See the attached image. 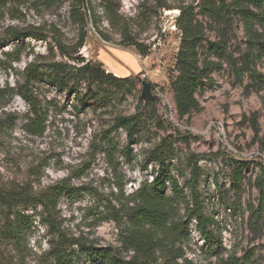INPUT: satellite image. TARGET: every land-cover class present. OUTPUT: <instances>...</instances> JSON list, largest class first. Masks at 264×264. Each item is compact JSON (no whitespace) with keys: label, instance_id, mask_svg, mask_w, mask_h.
Segmentation results:
<instances>
[{"label":"rangeland","instance_id":"374dc122","mask_svg":"<svg viewBox=\"0 0 264 264\" xmlns=\"http://www.w3.org/2000/svg\"><path fill=\"white\" fill-rule=\"evenodd\" d=\"M115 3L120 17L113 26L103 0H84V26L71 18L77 0H0V39L10 28L42 36L0 49V92H6L0 98V187L28 186L38 194L65 183L72 192L59 202L61 229L96 247H120L133 193L162 175L149 156L165 140L172 149L164 173L184 186L191 177L190 163L197 161L204 211L215 221L210 243L191 221V239L183 246L186 257L194 264H216L236 254L264 264V193L256 186L264 171V24L255 17L260 11L237 0ZM181 8L195 13L205 71L195 93L197 106L185 115L179 113L172 91L182 42L177 26ZM91 11L109 41L97 33ZM82 26L87 38L78 55L117 78H130L135 89L95 84V98L82 106L74 95L47 86L40 76L31 90L45 130L35 134L28 121V116L35 118L29 114L31 107L7 89L24 83L31 63L39 64L40 72L53 60L78 66L60 55L53 33L59 30L66 45L73 46ZM122 31L147 46L148 56L121 45ZM16 51L10 59L5 56ZM247 54L252 58L249 66ZM143 81L152 84L155 99L142 97ZM85 89L82 85L80 93ZM130 116L140 120L132 139L124 128H116L118 118ZM241 163L248 166L244 169ZM187 208L181 203L179 216L189 219ZM21 212L31 225L16 238L8 235L0 208V264H54L49 254L54 236L41 222V208ZM112 213H119L123 222L113 220Z\"/></svg>","mask_w":264,"mask_h":264},{"label":"trees","instance_id":"16d2710c","mask_svg":"<svg viewBox=\"0 0 264 264\" xmlns=\"http://www.w3.org/2000/svg\"><path fill=\"white\" fill-rule=\"evenodd\" d=\"M87 1L89 2V0ZM237 1L239 5L247 3L257 8L260 12L255 17L264 24V0ZM77 3L79 7H73L71 18L85 26L86 16L80 8L84 4V0H77ZM103 3L105 12L114 26L120 17L119 5L115 3V0H103ZM241 10L244 11V9ZM89 16L97 33L102 39L109 41L97 27L96 13L91 11ZM177 26L182 33V42L176 64L178 76L172 83V91L179 113L185 115L197 106L195 93L204 78L205 71L200 66L198 48L202 40L198 24L195 21V13L191 8H181ZM120 34L121 45L135 47L143 57L148 56L147 46L126 32L122 31ZM41 37V35L30 31L10 28L7 30L6 36L0 39V49L26 38L40 40ZM86 38L85 27L82 26L77 43L69 46L64 42L61 32L55 29L53 33L55 48L61 56L77 62L78 66L53 60L44 65V71L40 72L41 66L31 63L25 70L24 83H19L14 90L7 89L19 95L31 107L29 114L35 118L28 116V121L35 134H42L45 130L44 123L38 121L41 113L31 90V86L40 76L43 77L47 86L74 95L82 106H85L88 100L95 98L92 89L95 84L108 85L119 91L126 88L135 89V83L130 78H117L112 73H106L100 65L86 62L85 58L78 55L80 49L85 46ZM51 50H53L52 47ZM15 54H19V52L5 53V56L10 59ZM260 55L264 56V48ZM251 59L247 54L245 57L246 66L250 65ZM19 60V56L14 59V61ZM82 85H85L86 88L84 94L80 93ZM3 92H0V98H4L6 92ZM139 126L138 116L120 117L116 123V128H124L130 139L137 134ZM170 149H172V145L163 140L150 152V161L159 165V172L162 175L156 177L151 183H143L133 193L131 200L134 205L124 215L127 221L122 228L120 247H96L88 244L82 237L67 235L61 229L58 223L59 202L62 196L72 192V188L65 183L50 186L38 194L32 192L28 186L0 187V208L7 221L8 235L18 238L31 225L30 220L22 214L21 210L41 208L39 213L41 222L49 228L54 236L49 252L54 264H79L80 262L83 264H194L186 257L183 247L191 239L190 223L195 220L198 233L206 242L210 243L215 239L212 230V227H215V221L204 211V203L199 191L200 168L197 161L190 163L191 177L184 186L176 177L164 173L167 171L166 155ZM261 150L264 152V140L261 142ZM241 165L245 169L248 163H241ZM262 176L257 179L256 186L263 194L264 171ZM181 203L188 205L186 212L189 219L179 216ZM112 214L113 220L118 223L123 222V219L118 217L119 213ZM15 221L17 225H15ZM216 264H255V262L251 256L239 257L236 254H231Z\"/></svg>","mask_w":264,"mask_h":264},{"label":"water","instance_id":"95a60500","mask_svg":"<svg viewBox=\"0 0 264 264\" xmlns=\"http://www.w3.org/2000/svg\"><path fill=\"white\" fill-rule=\"evenodd\" d=\"M142 85H143L142 97L146 101H151L155 99L156 97L153 95V92H152V84L147 81H143Z\"/></svg>","mask_w":264,"mask_h":264}]
</instances>
